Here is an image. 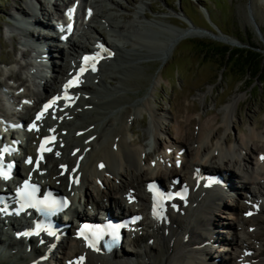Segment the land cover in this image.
Returning <instances> with one entry per match:
<instances>
[{"label": "bare ground", "instance_id": "1", "mask_svg": "<svg viewBox=\"0 0 264 264\" xmlns=\"http://www.w3.org/2000/svg\"><path fill=\"white\" fill-rule=\"evenodd\" d=\"M67 1L64 9L69 8L72 10L78 25L83 26L90 33L87 36L86 33L88 32L84 34L78 30L81 33V38L87 36L86 41L89 44L92 45L95 42L97 45L96 34L98 32L93 23L97 24L100 21L106 25L108 31L112 32L111 36L114 40L105 44L106 49L102 53H91L92 57L96 59L90 62H97L95 71L87 65V71L76 77L74 87L69 91V98L67 100L62 99L61 93L66 92V90L59 92L58 89L65 87L67 79L77 73L76 61L73 62L72 60L71 66L62 65L63 58L66 56L69 61V58L71 59L76 53L87 50V46L84 49V46L76 40L70 42L68 50L60 49L58 43H54L53 40L48 41L47 44L44 38L49 37V33L44 32L43 27L48 26L49 14L46 12L43 17V11L40 12L39 8L37 10L36 7L30 8V14H27V12L24 14L23 7L22 9L16 7L21 9L17 16L25 19L23 21L25 28L13 25L17 29L27 32L26 27L30 23L27 20L34 21V24L36 21H45V23L39 24L40 31H43L39 39H42V42L47 45L46 52L48 56L47 59H44V63H39V65L45 68L50 66L54 75L50 76L52 78L50 83H47V78L44 76V83H41V85L44 96L56 97L57 102L54 105L55 107H51L50 110L42 113L39 111L42 97L35 96V105L30 108L31 112L28 115L18 112L14 114L23 124L25 123L23 126L24 131L21 132L23 140H17L10 136V144L16 145L19 151L23 152L24 160L21 164L22 171L18 168L14 170V173L23 176L22 178L37 181L43 187L49 186L56 191H61L71 198L72 205L76 200L75 189L83 191L91 180L92 182L102 180L104 191L100 195V200H96L90 195L86 196L87 194L83 203H80V199H77L78 205L84 208L79 216L84 215L89 207L111 212L113 209L121 208L124 205H127L128 212L135 213V202L142 203L147 200L146 181L151 179H161L165 187L169 184L174 186L184 184L189 188L190 195L185 203L170 204V210L164 213L165 215L162 217H152V220L145 217L136 224V227L143 224L150 229V232L147 231L145 235L137 233L134 235L135 243H137L136 239L147 240L142 245L144 256L140 257L141 260L129 255L127 248L125 250V246L122 245L116 246L109 252L91 250L79 240L67 235V232L60 240L52 238L48 240L46 245L37 246L36 249L28 252L16 240L14 241L11 238L5 240L2 237L5 236V232L0 231V254L6 256L4 260H8L7 262L12 264H228L229 262L231 264H264V251L258 248L254 252L248 251L245 254L244 251L247 250L246 240L237 237L236 234L238 231L248 235V237H254L253 239L258 238L254 232L261 207H254V203H257L258 199L264 198V192L261 190H258L257 193L255 191L251 192L247 185L264 188V158H259L262 151L257 152L254 168L248 164L249 145L247 136H245L247 139L243 138L236 141L232 147L216 142L214 148L216 154L212 152L213 150L210 152L207 143L211 142L214 138L213 134H216V132L213 131L210 121H203L197 127L194 138L195 146L192 149H189V147L179 156V160L171 159L173 162H170L167 149L169 147L178 149L183 145L182 142L187 143L185 136H182V141L176 142L174 140L169 143V146H164L163 152L155 156L150 167L148 164L149 153L143 150V145L140 142L132 143L129 140V133H134V130L128 129L124 117L121 116L119 120L110 117L111 114L113 116L119 110V107H115V103L112 104L111 102L112 100L108 101L105 98H100V94L103 93L101 89H106L104 92H109L107 94L113 95L114 93L111 92L114 91L118 93V90L122 87L120 85L122 76L120 77L113 71L121 67L125 55L131 60L130 55H135V47L139 45L142 47L141 43L149 40L142 35L141 30L151 27L150 24L153 23L147 22L145 24L141 20L139 21V9H143V4L139 5V9L134 12V16L128 18L125 24H119L116 16L111 14L110 8L101 5V3H107L119 8V3L114 0H82L84 2L81 10L82 18L78 16L80 4L77 0ZM47 2L50 1L47 0ZM98 3L100 6H98ZM58 8L59 3L56 2L54 9L57 10ZM202 11L210 20L207 9L203 8ZM38 13L42 15V19L37 18ZM60 17L63 18V16L58 15V18ZM159 25L163 27L159 31L165 36L159 39L157 52L155 51V53L162 55V58L170 54L171 46L176 40L178 41V39L180 40L189 35L201 34L192 27L182 29L172 25L167 26V24H157L156 26L159 28ZM253 25L258 32L256 23L253 22ZM173 27L176 29H173ZM131 30L133 34L130 32ZM41 32H38L37 36H40ZM54 32H56V39H59L60 34L57 33V30H54ZM128 32L132 35L129 38L130 41L124 38ZM29 35L34 36V33L30 32ZM219 37L223 38L221 35ZM224 39L227 42L230 41V38L224 37ZM59 42H62V40H59ZM229 44L235 45L232 41ZM128 45H131V48H128ZM55 47H58L59 50L54 51ZM80 55L82 54L79 53ZM57 56L60 57L61 63L53 60ZM136 58L140 59V57ZM55 73H58L62 78L58 79ZM109 80L117 82V86L111 85L112 88H109L107 83ZM31 95L32 93H18L19 100ZM106 97H109V95ZM112 98L114 99V97ZM122 99L123 97H120V100ZM19 100L18 103H20ZM143 101L147 103L146 107H148L149 101L147 102L146 99ZM238 101L239 99L234 97L225 106L226 112L223 122L226 126L231 122L232 112H234L235 106L237 107ZM23 106L28 107L25 104ZM95 109L102 112L98 116L97 114L93 115ZM53 110L54 115L51 114ZM37 115L41 116L39 120H37ZM163 119L165 120L164 117L155 115L152 111L150 130L153 132L155 139V148L158 147L157 144L159 143L157 133L166 131L162 122ZM117 123L119 126H117ZM51 135H54V137L51 138ZM44 136L46 139L41 140V137ZM23 141L26 143L25 145L22 144ZM3 144H6V141L0 138V146ZM62 144L64 145L60 147ZM79 154L84 155L83 161L79 160ZM235 154L240 156L242 162L240 167H238L239 165L235 166V160H233ZM28 158H31V163L28 162ZM86 158L87 160H85ZM214 158H217L219 162H214ZM100 162H104L102 168L99 167ZM205 164L207 165L204 166ZM230 165L236 170L234 174H236L235 177L241 184L240 187L231 181L230 176H233V170L230 169ZM161 170L166 171L164 176H162ZM38 171H41L42 179H38ZM105 172L113 176V181L118 180L119 186L117 188L110 185L108 179H103ZM203 173L228 176L230 181H225V185L219 182L205 185V179L202 177ZM176 177L177 181H174ZM229 190H233L231 194L237 195L231 203L224 196L229 197ZM225 208L231 209V213H234L232 218L235 221L232 224H227V229L233 234L231 237H225L223 233H220V227H222L221 225L224 226V221L221 219L216 220L217 216H214L217 212V214L223 212ZM18 231L19 229L15 232ZM54 231L60 233V230L56 228H54ZM151 239L150 244L147 243ZM216 243L221 244L215 250ZM32 244L35 243L32 242ZM55 250L60 253L59 257L64 262H68L61 263L58 256L54 255ZM224 250L232 251V256L217 255L220 258L218 261H214L211 252ZM0 264H5V262L0 260Z\"/></svg>", "mask_w": 264, "mask_h": 264}, {"label": "rangeland", "instance_id": "2", "mask_svg": "<svg viewBox=\"0 0 264 264\" xmlns=\"http://www.w3.org/2000/svg\"><path fill=\"white\" fill-rule=\"evenodd\" d=\"M49 1L48 3L47 0H0V136L6 141L10 135L16 139H23L21 132L24 131V125L22 124L20 128L16 127V124L22 121L17 119L14 114L18 112L28 115L31 112L30 108L35 105V96H44L41 85V83H44V76L47 78V83H50L52 81L50 76L54 75L50 66L45 68L39 65L40 61L36 59V55L33 54L30 46L23 42L24 31L13 27L11 22L14 20V15L20 13L19 11L22 7L24 14L25 12L30 14V8L36 7L37 10L39 8L40 12L43 11V17L46 12L49 14L48 25H51L58 20V15H62L65 3L68 1ZM114 1L119 3V8L107 3H101V5L110 8L111 14L116 16L119 24H125L128 18H132L134 12L139 9L140 4H143L144 7L141 10L139 9V21L141 20L145 24L147 22L153 24H150L151 27L141 30L142 35L149 40L147 42L143 41L141 43L142 47L141 45L135 47V55H130L131 60L125 55L121 67L114 69L113 72L115 74L122 76L120 80L122 87H120L118 93H116L117 91L111 92L114 93L113 96L112 94H107L109 92H104L106 89H101L103 96L100 94L101 97L100 95L99 97L108 101L112 100V104L115 103V107H119L120 111L115 112L113 116L111 114L110 117L116 120H119L121 116L122 118L124 117V121L128 124V129L134 130V133H129V140L132 143L140 142L143 145V150L149 153L148 164L150 167L155 156L163 152L164 146H169V143L174 140L176 142L182 141V136H185L187 143L182 142L181 148L172 149L169 147L167 149L170 160H179V156L186 149L189 147V149H192L195 146L194 138L198 125L203 121H210L211 127L216 134H213L214 138L207 143L208 150L210 152L211 150H213L212 152L216 151L214 149L216 142L232 147L236 141L247 136L248 139H246L249 145L248 164L254 168L257 152L262 151L258 155L259 158H264V84L262 83L264 82V75L257 73L254 76V68L251 71L244 68L240 70L237 67L238 64L233 65L236 62L234 58L230 63L224 62L223 58L217 56L214 52L210 54L205 52L204 54L200 50L212 48L216 45L238 49L251 48L260 53L264 60V0ZM56 2L59 3L57 10L54 9ZM77 2L80 4L78 11L80 17L84 2L82 0H77ZM98 6H100L99 3ZM16 7H21V9ZM203 8L207 9L210 20L203 13ZM37 18L42 19V15L38 13ZM190 20L194 23L192 24ZM253 22L256 23L258 32L255 30ZM157 24H167V26L172 25L182 29L192 27L201 32V34L189 35L180 40L178 39V41L176 40L171 46L170 54L162 58V55H158L155 51L157 52L159 39L165 35L159 31L163 29L162 25H159L160 27L158 28ZM19 26L25 27V23H20ZM93 26L97 29L96 40H98L99 44H108L111 40H114L111 36L112 32L108 31L105 24L98 21L97 24L93 23ZM175 27L173 29H176ZM80 29L84 34L88 32L86 33L87 36L90 34L83 26H80ZM130 32L133 34L132 30ZM130 32L124 36L129 41L132 36ZM222 33L226 35V38L235 40L237 45L221 41L219 36ZM34 34H37V29L34 30ZM86 37L81 38L79 36L76 39V42L81 43L84 49L86 46L88 48L92 47L86 41ZM201 41L208 45L200 44ZM58 42V40L55 41V43ZM58 45L63 46L64 44L61 42ZM128 48H131V45H128ZM57 50H59L58 47H55L54 51ZM65 57L62 65H69L67 57ZM136 57H140V59ZM53 60L61 61L58 56L54 57ZM55 75L58 79L62 78L58 73H55ZM107 83L109 88L118 84L113 80H109ZM18 93H32V95L30 96L31 98L24 97L19 100ZM105 95H109V97ZM120 97H123V99L120 100ZM234 97L238 98L239 101L237 107L235 106L234 112H232L231 122L226 126L223 122L226 112L225 106ZM144 99L147 102L149 101L148 107H146L147 103L143 101ZM18 100L20 103H18ZM23 104L28 107H24ZM152 111H154L155 115L165 118L162 122L166 131L157 133L159 141L157 148H155L156 143L153 132L150 130ZM100 112L102 111L95 109L93 115L97 114L98 116ZM54 113L53 110L51 114L54 115ZM215 117L216 119H214ZM117 126H119L118 123ZM22 144L25 145L26 143L23 141ZM21 154L19 152L16 155L20 156ZM78 158L83 161L84 155L79 154ZM213 160H215L214 162H219L217 158ZM233 160H235V166H242L239 155H233ZM22 162L23 158L17 162V169L19 168L21 171ZM170 162L172 163L173 160ZM146 167L148 166L146 165ZM229 167L233 170V176H230L232 183L240 187L241 184L235 177L236 174H234L236 170L233 169L232 165ZM161 174L164 176L166 171L161 170ZM180 175L182 176V174ZM37 176L38 179L43 178L41 171H38ZM103 179H108L110 185H114L116 188L119 186L118 180L113 181V176L107 172L103 174ZM103 187L102 180H94V182L91 180L85 190H74L76 200L80 199V203H83L86 194V196L90 195L96 200H100V195L104 191ZM247 188L251 192L255 191V193L258 190L264 192V188L260 187L255 188L247 185ZM232 191H228L229 197L224 195L230 203L233 198L237 197V195L231 194ZM257 204L261 207L254 232L258 238L253 239L254 237H248V235L238 231L236 233L237 237L246 240L247 250L244 251L245 254L248 251L254 252L258 248L264 251V198L258 199ZM217 213L214 215L217 216L216 220L221 219L224 221V226L221 225L222 227H220V233H223L225 237H231L233 234L227 229V224H232L235 221L232 218L234 213H231V209L228 208H225L219 214ZM141 215L144 218L142 213ZM214 216L213 218H215ZM137 229L142 235H145L147 231L150 232V229L143 224L139 225ZM4 239H7V237ZM135 241L137 243L134 241L129 244L124 242L122 246H125V250L127 248L129 255H132L133 258L141 260L140 257L144 256L142 245L147 240L136 239ZM150 241L152 239L148 240L147 243L150 244ZM220 244H215V250ZM56 251L54 255L58 256L59 261L67 263L68 261L64 262L59 257L60 253ZM214 251L211 252V256L214 259L219 260L220 257L217 255L221 254L227 255V257L228 255L232 256V251L229 250ZM4 257L6 258L3 254H0L1 261L5 262V264H12L7 262L8 260H4ZM228 264L231 263L229 262Z\"/></svg>", "mask_w": 264, "mask_h": 264}, {"label": "trees", "instance_id": "3", "mask_svg": "<svg viewBox=\"0 0 264 264\" xmlns=\"http://www.w3.org/2000/svg\"><path fill=\"white\" fill-rule=\"evenodd\" d=\"M192 21V20H191ZM193 22V21H192ZM194 23V22H193ZM200 44L208 45L204 41H201ZM205 54V52H208L209 54L211 52H214L217 56L223 58L224 62H229L234 58L236 59L235 64H238V68L240 70L244 68L245 70H250L254 68V76L257 73L264 75V60L260 53L256 52L255 50L251 48L246 49H238V48H229L224 45H216L212 48H206L205 50H200ZM264 84V82H262Z\"/></svg>", "mask_w": 264, "mask_h": 264}, {"label": "snow or ice", "instance_id": "4", "mask_svg": "<svg viewBox=\"0 0 264 264\" xmlns=\"http://www.w3.org/2000/svg\"><path fill=\"white\" fill-rule=\"evenodd\" d=\"M71 12L72 10H69V16H71ZM71 28V25H69V29ZM96 58L95 57H84V61H85V64L87 65L88 61L89 60H95ZM87 68L86 67H81L80 69V72L83 73L84 71H86ZM92 70L95 71V66L93 65L92 67ZM72 85V81H69V84L68 85H65V89H67L68 87H70ZM67 98V97H66ZM52 103H55V100L52 101ZM49 107V105H45V109H47ZM41 118L40 115H37V120H39ZM8 149L5 148V151H7ZM29 163H31V160L28 161ZM0 175H4L2 172H0ZM4 178L6 179L7 176L4 175ZM29 187L28 183L25 182V188L27 189ZM35 188L33 187L32 191L35 192ZM40 203H43V202H40ZM66 203V202H65ZM91 246V245H90Z\"/></svg>", "mask_w": 264, "mask_h": 264}, {"label": "water", "instance_id": "5", "mask_svg": "<svg viewBox=\"0 0 264 264\" xmlns=\"http://www.w3.org/2000/svg\"><path fill=\"white\" fill-rule=\"evenodd\" d=\"M221 36L223 37V38H220V37H219V39H220L221 41H224V42H226V43H230V41H232V42L235 43V45H237V44H236V41H235V40H232V39H229L230 41L227 42V41L224 39V37L226 38V35H224L223 33L221 34ZM217 39H218V38H217Z\"/></svg>", "mask_w": 264, "mask_h": 264}]
</instances>
